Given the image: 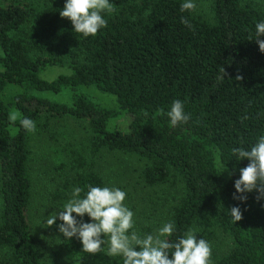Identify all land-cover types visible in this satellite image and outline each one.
Instances as JSON below:
<instances>
[{
  "label": "trees",
  "instance_id": "obj_1",
  "mask_svg": "<svg viewBox=\"0 0 264 264\" xmlns=\"http://www.w3.org/2000/svg\"><path fill=\"white\" fill-rule=\"evenodd\" d=\"M64 2L0 0V95L8 85L21 88L7 103L0 97V264H49L31 221L32 142L57 140L66 119L83 123L86 136L52 164L63 174L48 190L53 209L74 186H104L99 152L133 155L143 180L171 197L161 225L175 222L172 239L188 229L206 240L221 233L230 243L223 252L212 248V264H264V199L256 190L244 203L233 199L248 161L232 156L264 134V53L249 40L264 19V0H210L207 15L181 12V0H111L116 11L104 14L107 26L88 38L60 17ZM48 67L68 72L46 79ZM83 87L115 96L128 124L116 123L121 111ZM174 100L190 115L176 127L166 116ZM24 117L35 131L20 126ZM237 204L242 219L234 223L227 210ZM60 235L75 258L82 252L89 264H122Z\"/></svg>",
  "mask_w": 264,
  "mask_h": 264
},
{
  "label": "clouds",
  "instance_id": "obj_2",
  "mask_svg": "<svg viewBox=\"0 0 264 264\" xmlns=\"http://www.w3.org/2000/svg\"><path fill=\"white\" fill-rule=\"evenodd\" d=\"M195 9V0H181V12ZM115 11L111 0H65L59 15L71 22L75 33L88 38L107 26L104 14ZM181 23L191 27L183 16ZM262 36L264 19L256 22L254 36L249 38L264 53ZM218 79H224L223 75ZM166 116L172 127L190 119L181 100L172 102ZM19 124L26 131H35V121L30 117L22 118ZM232 156L236 161H248L245 167L239 168V177L234 180L233 199L244 203L246 194L253 190L258 193L257 200L264 199V134L248 147L233 148ZM221 166V172L227 170L226 164ZM85 188L86 191L74 186L60 209H53L49 215H44L40 225L51 227L56 224L64 239L75 237L80 241L83 252L95 254L103 251L108 257L119 258L122 264H212V246L204 237L197 238L196 229H188L172 239L177 229L175 222L169 220L154 232L141 234L136 230L134 211L125 203L128 195L125 190L106 184H88ZM227 211L232 222L242 219L239 204ZM58 220L59 224L56 223Z\"/></svg>",
  "mask_w": 264,
  "mask_h": 264
},
{
  "label": "rangeland",
  "instance_id": "obj_3",
  "mask_svg": "<svg viewBox=\"0 0 264 264\" xmlns=\"http://www.w3.org/2000/svg\"><path fill=\"white\" fill-rule=\"evenodd\" d=\"M196 12L207 15L209 12L210 0H195ZM63 67H48L41 76L52 79L58 74L67 73ZM87 93L106 107L121 111L122 115L116 123H122L125 127L129 122L128 115L120 110L115 96L101 93L92 87H83ZM21 92V88L15 85H8L0 95L4 103ZM60 134L57 140L45 141L40 144L39 139H34L33 158L31 162L33 177V198L31 202V221L34 226L35 237L42 248L43 255L49 264H89V258L82 252V256L75 258L66 247H63L61 235L54 224L51 227H42L40 221L44 215H49L52 211V203L49 200L48 190L53 186H59L62 182V171L53 167L55 160L65 157L66 151L74 150L83 144L86 136L83 123L71 119L60 121L58 124ZM57 127V128H58ZM141 162L133 155L119 152L101 151L95 160V169L101 175L104 185L116 186L127 192L125 203L135 213L136 230L141 233L154 232L162 226V216L166 211V205L170 202V195L165 192L162 186L148 185L140 173ZM222 164L217 160L218 171H222ZM221 174L228 178L229 172L226 170ZM55 179V180H54ZM55 182V183H54ZM59 220L56 222L59 224ZM198 239L200 237L197 236ZM212 248L218 251H225L230 243V239L219 233L215 239L207 240Z\"/></svg>",
  "mask_w": 264,
  "mask_h": 264
}]
</instances>
